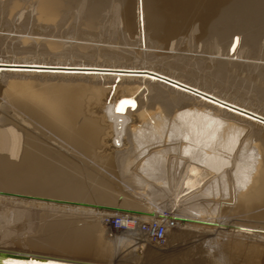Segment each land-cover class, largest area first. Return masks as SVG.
<instances>
[{
  "label": "bare ground",
  "instance_id": "6f19581e",
  "mask_svg": "<svg viewBox=\"0 0 264 264\" xmlns=\"http://www.w3.org/2000/svg\"><path fill=\"white\" fill-rule=\"evenodd\" d=\"M0 1H3L4 6L9 10L6 13L8 19L13 20L18 10L21 13L24 8L35 12L33 18L37 28L39 26L43 29L47 25L58 24L61 21H58L61 15L62 18L66 16H69V19L79 18L78 30L90 40V46L93 48H97V43L92 44V39L98 37V32L103 28L106 18H113L117 22L115 25H121L119 26L121 27L120 32L127 34V41L137 38V43L142 41L149 44V47H154V51L150 50L149 55V57L153 55L156 58L153 60L161 59L166 62L167 66L179 68L184 72L186 70L189 73H194V70L183 66L182 59L177 57L179 49L177 46L174 47V43L176 41L186 42L184 40L190 38H193L199 45L206 41L211 42L217 49L211 50L212 52L207 51L205 55L201 53V57L204 59V65L208 66L213 74L218 72L219 79L216 80L213 77L217 73L212 74L213 78L211 75L208 78L209 83L227 91L229 88L224 83L233 78L232 76L236 78L235 75L244 73L253 74L258 81H264V57L257 54L264 51V0ZM39 36L31 37L32 42L36 39L37 42L40 40V43L44 41L46 47L43 45L45 47L43 48L47 49L51 56L43 60L40 57H30V53L29 57L2 58L0 59V76L3 72H8L11 74L59 75L60 77H115L121 81L123 79L151 82V84H159L160 88L165 87L176 93L187 95L190 99L222 113L221 115L233 118L231 120L236 119L264 129V112L245 105L239 100L215 93L207 87H201L161 70L157 71L150 66L151 64L147 65V61L146 64L144 62L135 63V61L124 62V64L100 61L99 63L98 57H95L97 60L94 61L92 59L88 62L74 61L63 57L66 55L64 52L67 51L59 52L60 47L63 46L62 43L70 42V40L66 42L64 39V42H61L58 38V40L52 39L51 36L46 39L43 34L42 38H36ZM17 38V41L25 43V40L30 37L18 36ZM87 41L79 44V41L76 43L71 40L70 44L73 42L74 45L77 44L76 47L84 50L88 47ZM153 43L156 45H152ZM22 46H20L19 53L30 51L27 48L22 49ZM125 47L124 51L132 54V57L136 58L140 53L132 49L133 47ZM149 52L146 51V53ZM129 53L126 54L130 55ZM126 59H129L128 56ZM12 81L5 85L6 89L4 87L3 92V89L1 90L0 97V222L7 220L12 229L8 227L5 230L1 229L0 241L12 235V230L14 233L17 231L19 221H31L36 218L39 236L36 240H30L32 244H29V247L57 253L63 257L78 258L93 255L96 259H91V261L99 264H140L138 258L143 254H140L142 251L149 252L151 255L155 252L157 255L162 252L163 250L158 248L159 245L142 236L136 226H133L130 231L123 232L106 227L103 223V218L106 216L126 215L143 222L165 221L167 223L165 247H169L171 243L177 244L189 239H196L197 244L198 242L202 244L207 239L208 242L212 241V246L209 245L212 260L216 259L220 264H250L249 262L258 251L262 253L258 264H264L263 141L257 140L256 142L259 143L253 144L255 147H252L255 150L248 149L251 147H248L250 144L244 149L246 144L241 146V143H238L239 132L234 124L229 123L226 126L220 124L217 128L214 118L210 119L203 114L205 112L201 114L194 111L196 114H193L189 112L190 110H180L181 112H175L172 116V111L169 112L171 104L165 103V100L161 102L165 111L162 110V105L161 111L159 106L155 108L156 111L154 107L151 109L155 112L146 111L145 107L143 111H138V108H128L129 106L126 105L124 109L122 103L119 104L121 106L116 104L117 108H115L107 102L108 98H106L107 101L105 98L104 101L98 98L99 87H96L94 91L91 88L93 86H89V89L85 91L92 89L94 92L84 93V86L80 84H78L80 88H75L77 85L73 87L61 82V84L47 82L41 85L36 82L38 85H34L28 81V83H23L22 80ZM122 88L124 91V87ZM143 88L146 89L145 86ZM103 90L105 91L104 87ZM125 90L138 91V87L132 85ZM122 91L118 92L122 94ZM96 92L99 93L96 94ZM150 93L152 94V91ZM252 96L254 100L261 101L264 97V90L259 88ZM121 98L123 100L124 97ZM125 99H127L126 96ZM139 99L141 101V96ZM139 99H134L137 100V104L140 103H138ZM125 101L129 102L128 99ZM189 101L191 103L193 100ZM127 102L124 104H128ZM132 104L135 103L132 102ZM149 106L152 108L150 104ZM252 138V142L257 139L252 140ZM173 139L178 140H175L177 144L170 146L175 142ZM218 144L221 146L219 149L216 148ZM202 147L210 151L206 149L208 152H205L204 149L203 155L201 153L199 155ZM236 148L241 150L236 155L237 158H234L232 168L228 170L229 168L226 169V167L230 164L229 154ZM169 155H173L180 168L177 172L168 174L167 171L170 169H165L164 162ZM200 156L203 158L201 159ZM131 158L135 161L139 160L135 168L140 172L139 175L128 170L132 162V160L130 162ZM96 165H100V168ZM224 168L227 171H224ZM94 169L97 171L91 172ZM183 169L184 172H182ZM181 172L183 179L179 182ZM195 173L198 176L197 184L192 182L196 186L181 196L176 195L179 197H175L176 200L173 199L177 203L173 205L176 207L174 211L172 210L173 212L169 210L173 208L174 201L172 204L167 202L171 206L163 202V206H169L166 210L168 212H163V208L160 209L162 205L157 207L155 203L158 200L157 196L167 194L168 191L170 193L171 189L177 185L183 186L191 179V176H195ZM208 175L214 177L204 184L206 180L203 177ZM226 181L227 183L229 181L235 189L233 190L231 186V190L228 191L225 188ZM218 184H221L222 188ZM190 186L189 188H192ZM157 187L158 190H155ZM132 189L136 191L144 189V192L147 191L145 194L142 190L139 191L142 196L144 194L143 197H146L142 198L139 191L136 195L134 191H131ZM175 189L177 190V187ZM185 190L187 188L184 192ZM171 192L177 193L176 191ZM80 204H85V206ZM225 235L231 236L228 249H226ZM123 250L126 253L123 252L125 255L120 257ZM216 262L213 261V263ZM0 264L77 263L55 258L39 260L31 256L26 260L0 258Z\"/></svg>",
  "mask_w": 264,
  "mask_h": 264
},
{
  "label": "rangeland",
  "instance_id": "374dc122",
  "mask_svg": "<svg viewBox=\"0 0 264 264\" xmlns=\"http://www.w3.org/2000/svg\"><path fill=\"white\" fill-rule=\"evenodd\" d=\"M1 2V4H0V59H7V57H8V59H12V57L13 58H21V57H24V56H28L29 57V54H30V57L32 56H34V57H36V58H41V59H43V60H46V58L47 57H50L51 56V54H49L48 53V50L47 49H45L46 50V52H45V50H44V48L46 47V45L43 43L44 41L43 40H41V41H43L42 43H40V40H39V42H37L38 40L36 39V41H33L32 42V40H33V38H35L34 36H39V34H40V36L39 37H36V38H39L40 39V37L42 38V34L44 35L43 37H45L46 39H48L50 36H51V38L52 39H59L61 42L64 40V41H68V40H70V42H71V40H73V42H76L77 43V41H79V44H84V42L85 41H87L88 40V38L87 37H85L84 35H82L79 31L80 30H78V24L77 23H79V18H68L69 16H66L65 18H62V15L61 16H59V18H58V21H60L59 23H58V21H56V23H58V24H56V25H47L46 26V28H41V27H39L38 26V28H39V31H38V28H37V26L35 25V22H34V16H35V12H32V11H30V9H26V8H24V11L22 12L21 11V13H19V11L20 10H18V12H17V14L16 15H20V16H16L15 15V18L12 20V18H9L8 19V16H7V12L9 11L8 10V8L6 7V6H4V3H3V1H0ZM3 3V4H2ZM22 14V15H21ZM34 14V15H33ZM25 15H27V16H25ZM5 16V17H4ZM7 16V17H6ZM62 18V19H61ZM111 19H113V18H110V17H107L106 18V20H105V22H104V24H103V28H101L100 30H99V35H98V37H96L95 39H92V44L93 43H97V48H93L92 46H90V44L91 43H89L90 42V40H88L86 43L88 44V47L87 48H85L84 50L83 49H79L78 47H76V45H74V43L72 42L71 44H70V42H67V43H65L64 41V43H62V47H60V51L59 52H61V53H63L64 52V50L65 51H67V52H64L66 55H60V56H63L64 58H67V59H73L74 61H76V60H80V62H88V61H91V59H92V61H94L97 57H98V59H100V60H98V62L100 61V62H108V63H113V62H116L117 64H119V62H122V63H120V64H124V62H127V63H129V62H132V61H135V63H139V64H141V63H147V65H150V66H152L154 69H156L157 71H162V72H164V73H170L171 75H173V76H177V77H179V78H181V79H183V80H187V81H191V82H193V83H195L196 85H199V86H203V87H207V89H209V90H211V91H213V92H217V93H220L221 95L223 94V95H226V97H228V98H230V99H236V101H240L241 103L243 102L245 105H248V106H250V107H252V108H254V109H257V110H259V111H262V112H264V97H263V99L260 101H256V100H254L253 99V96L252 95H254L255 94V92H256V90H258L259 88L261 89L262 88V90H264V81L262 80V81H258L256 78H255V76L252 74H249V73H244V74H242V75H239V74H237V75H235L236 76V78L234 77V76H232L233 78H230V80L229 81H226V83H224L225 85H226V87L227 88H229V89H227V91H224V90H222L220 87H218V86H215V84H211V83H209V81H208V78H210V75H211V77L213 76V75H215L216 73V75L215 76H213L216 80H218L219 79V74H218V72H216V73H214L213 74V72H212V70L208 67V66H206V65H204L205 64V62H204V59L201 57L202 56V54L203 55H205V52H212V51H215L216 49H217V47L215 46V45H213V43H211V42H205L204 44H200L199 45V43L198 44H196V41L193 39V38H188L189 40H184V41H186V42H175L174 43V47L176 48V46H177V48L179 49V52H177V51H175V52H177L178 53V55H177V57L178 58H181L182 60H181V63L183 64V66H185V67H190V69H193L194 70V73L192 74V73H189L188 71H186L185 70V72H184V70H181V69H175V68H171L170 66H167V64H166V62H163V60L161 61V59H159V60H157V61H155V60H153V59H156L155 57H153V55H151L150 57H149V55H150V53H151V51L150 50H152V51H154V47H149L150 45L149 44H147V43H145V42H142V41H138V43H137V40L136 39H134L135 41H136V43H134L135 41L134 40H126V39H128L127 37V34L125 33V32H120V29H121V27L119 28V26H121V25H115V23H117L114 19L112 20L113 21V23H112V21H110ZM76 21V22H75ZM115 21V22H114ZM34 24V25H33ZM115 25V26H114ZM110 26V27H109ZM118 26V27H117ZM35 27V28H34ZM114 28V29H113ZM5 29V30H4ZM37 29V30H36ZM41 29V30H40ZM79 29H80V27H79ZM110 29V30H109ZM43 30V31H42ZM45 30V31H44ZM37 31V32H36ZM114 31V32H113ZM10 32V33H9ZM35 32V33H34ZM43 32V33H42ZM122 33L121 35H120V33ZM45 33V34H44ZM48 33V34H47ZM118 33V34H117ZM5 34V35H4ZM15 34V35H14ZM17 34V35H16ZM27 34H29V35H27ZM38 34V35H37ZM47 34V35H46ZM123 34H126V35H123ZM11 35V36H10ZM30 37V38H28L29 39V41H28V39L27 40H25V43H21V42H19V41H17L18 40V36H20V37H22V36H24V37ZM7 36H9V37H7ZM54 36V37H53ZM12 37V38H11ZM31 37H33V38H31ZM48 37V38H47ZM124 37H125V39H124ZM135 37H137V36H135ZM80 38V39H79ZM84 38V39H83ZM87 38V39H86ZM17 39V40H16ZM30 39H31V41H30ZM57 39V40H58ZM62 39V40H61ZM121 39V40H120ZM192 39V40H191ZM35 40V39H34ZM77 40V41H76ZM94 40V41H93ZM26 41H27V43H26ZM81 41V42H80ZM83 41V42H82ZM128 42V43H127ZM35 43H36V45H35ZM86 43H85V45H86ZM130 43H132V44H130ZM134 43V44H133ZM178 43V44H177ZM210 45H209V44ZM145 44H147L148 45V47H147V45L145 46ZM176 44V45H175ZM183 44V45H182ZM15 45H17V46H15ZM18 45H23L22 46V49L24 48H27V50H30V51H28L27 53L26 52H20L19 53V50L21 49V47L20 46H18ZM25 45V46H24ZM42 47H41V46ZM45 47H44V46ZM132 45V46H131ZM139 45V46H138ZM152 45H156V44H152ZM151 45V46H152ZM181 45V46H180ZM28 46H31L30 48L28 47ZM35 46V47H34ZM37 46V47H36ZM73 46V47H72ZM90 46V47H89ZM125 46H127V48L129 47V48H132V49H135V50H137L138 52H140L138 55H137V57L135 58V57H132L133 55L132 54H130L129 52H126V51H124V50H126V49H123V48H126ZM136 48H135V47ZM183 46V47H182ZM209 46V47H208ZM213 46V47H212ZM19 47V48H18ZM41 47V48H40ZM44 47V48H43ZM65 47V48H64ZM85 47V46H84ZM183 49H182V48ZM199 47V48H198ZM29 48V49H28ZM211 48V49H210ZM216 48V49H215ZM18 49V50H17ZM40 49V50H39ZM92 49V50H91ZM201 49V50H200ZM44 50V51H43ZM78 50V51H77ZM112 50H114V51H112ZM150 52H149V51ZM191 50V51H190ZM212 50V51H211ZM18 51V52H17ZM79 51H82V52H80L79 53ZM107 51V52H106ZM109 51V52H108ZM112 51V52H111ZM117 51V52H116ZM119 51H121V52H119ZM123 51V52H122ZM146 51L147 52H149V53H146ZM174 51V50H173ZM242 51L243 52H245V50L244 49H242ZM33 52V53H32ZM40 52V53H39ZM71 52V53H70ZM121 54L122 53V55H123V57H126L127 58V56H128V58L129 59H123V57H122V55H120L119 53ZM181 52V54H179ZM242 52V53H243ZM263 52V53H262ZM78 53V54H77ZM82 53V54H81ZM107 53V54H106ZM111 53H113V54H111ZM116 53V54H115ZM125 53V54H124ZM129 53L130 55H127V54ZM191 53V54H190ZM197 53V54H196ZM202 53V54H201ZM47 54V55H46ZM115 54V55H114ZM117 54L119 55V56H117ZM258 55L260 54V56H263L264 57V51H261V52H259V53H257ZM45 55H46V57H45ZM75 55V56H74ZM76 55H77V57H76ZM79 55V56H78ZM81 55H83L82 56V58H81ZM127 55V56H126ZM180 55V56H179ZM183 55V56H182ZM187 55V56H186ZM192 55V56H191ZM195 55V56H194ZM116 56V57H115ZM120 56H121V58H120ZM131 56V57H130ZM10 57V58H9ZM44 57V58H43ZM88 57V58H87ZM96 57V58H95ZM192 57H194V58H192ZM184 58V59H183ZM202 58V59H201ZM83 59V60H82ZM108 59V60H107ZM131 59V60H130ZM158 59V58H157ZM188 59H190V60H188ZM47 60H49V59H47ZM97 60V59H96ZM124 60V61H123ZM130 60V61H129ZM147 61V62H146ZM152 61V62H151ZM160 61V62H159ZM99 62V63H100ZM161 62H163L162 64H161ZM165 63V64H164ZM186 64V65H185ZM163 65V66H162ZM166 65V66H165ZM171 70V71H170ZM211 71V72H210ZM188 74H187V73ZM190 74V75H189ZM213 74V75H212ZM247 74H249V75H247ZM24 76V77H23ZM187 76V77H186ZM205 76V77H204ZM252 76H254V77H252ZM212 77V78H213ZM242 79H241V78ZM12 78V79H11ZM112 78V79H111ZM218 78V79H217ZM240 78V79H239ZM246 78H247V80H246ZM250 78V79H249ZM232 79V80H231ZM233 79H235V81L233 80ZM255 79V80H254ZM12 80H15V81H18V82H20L21 80L23 81V83H26L27 81L29 82V83H31V84H34V85H41V84H44V83H50V82H52V83H50V84H53V83H56V84H59L60 82L63 84V83H65V84H70V85H72L73 87H74V85H77V86H75V88L76 87H78V88H80L79 86L80 85H83L82 87L84 88H82L83 90H84V93H86V92H91V91H93L92 89H94V91H96V87H99L100 89H98L99 90V92H96V94L97 93H99L98 95H99V97L98 98H100V99H102L103 101H104V98H105V101H107V99L106 98H108L109 100H112V101H107V102H109V104L111 103V105L113 106L114 105V107L115 108H117V106L120 104V103H122L121 105L122 106H124V109H125V105L128 107V108H133V107H136V108H138V111L139 110H141V111H143L142 109L144 108V110H146V111H154L155 110V108L156 107H158L159 106V109L161 108V105H162V103L164 102V100H165V103H170L169 105H170V110H169V112H171V115L173 116L174 114H175V112H181V111H185V110H190L189 112L190 113H195L196 114V112H194V111H197V113L198 112H205V113H203L204 115H207V117H209L210 119H212V118H214L213 120L215 121V124L217 125V128H219L218 126H220V124H222L223 126H226V124H229V123H231V124H234L235 125V127H237L238 128V134H239V136H238V143H241L240 145L241 146H243L244 145V143L246 144L245 146H244V149H245V147L248 145V144H250V145H248V147H250V148H248V149H251V148H253V147H255L254 145H256V144H254L257 140L259 141V142H261V141H263L264 142V129H261V128H257V127H255V125H250V123H245V122H242V121H238V120H236V119H234V120H231V119H233V118H230V117H228V116H223V115H221L220 114V112L218 113V111H216V110H214V109H210V107H207V106H204V105H202L201 103H198V102H196L194 99H190V97L189 96H187V95H182V94H180L179 92L178 93H176V91L174 92V90H169L168 88L166 89L165 87H161L160 88V86H159V84H155V83H152L151 84V82H142V81H128V80H123L122 79V81H121V79H119V78H115V77H97V76H93V77H91V76H88V78H87V76H76V77H74V76H59V75H41V74H11V73H2V75L0 76V97H1V95H2V93H1V90L5 87V85H8L10 82ZM92 80V81H91ZM238 80V81H237ZM239 80H241V81H239ZM247 82H246V81ZM14 81V82H15ZM125 81V82H124ZM231 81V82H230ZM257 81L259 82V83H257ZM9 82V83H8ZM13 82V81H12ZM27 82V83H28ZM38 84H37V83ZM70 82V83H69ZM132 82V83H131ZM238 82V83H237ZM240 82V83H239ZM60 83V84H61ZM71 83H73V84H71ZM131 83V84H130ZM135 85H134V84ZM138 83H139V85H138ZM206 83V84H205ZM227 83H229L228 85H227ZM241 83H246V84H241ZM250 83V84H249ZM252 83V84H251ZM78 84H80V85H78ZM101 84V85H100ZM113 84V85H112ZM127 84V85H126ZM145 84V85H144ZM232 84H233V86H232ZM236 84V85H235ZM97 85V86H96ZM104 85V86H103ZM124 85V86H123ZM126 85V86H125ZM132 85L134 86V87H138V91H132V92H134V94L132 93V92H129V91H126L125 90V88H127L128 86L129 87H132ZM149 85V86H148ZM157 85V86H156ZM248 85H250V87L248 86ZM252 85V86H251ZM86 86V87H85ZM89 86L91 87V86H93V87H91L92 89L91 90H88V91H85V89H89ZM95 86V87H94ZM104 87V89H105V91L103 90V87ZM141 86V87H140ZM145 86V88L146 89H142V87H144ZM155 86H156V88H155ZM239 86H241V87H239ZM260 86V87H259ZM106 87H108V88H106ZM119 87H121V88H119ZM122 87H124V91H122ZM152 87V88H151ZM160 89H159V88ZM231 87V88H230ZM154 88H155V90H154ZM162 88H164V89H162ZM233 88V89H232ZM5 89H6V87H5ZM106 89H108V90H106ZM151 89V90H150ZM165 89H166V91H165ZM232 89V90H231ZM235 89V90H234ZM238 89V91H236ZM252 89H254V90H252ZM116 90V91H115ZM122 91V94H120L119 92H121ZM142 90H144V91H142ZM4 91V89L2 90V92ZM93 91V92H94ZM111 91V92H110ZM119 91V92H118ZM152 91V94L150 93ZM232 91V92H231ZM234 91V92H233ZM241 91V92H240ZM251 91V92H250ZM125 92H126V95H125ZM138 92V93H137ZM154 92V93H153ZM160 94H159V93ZM166 92V93H165ZM169 92V93H168ZM236 92H238L237 94H236ZM92 93V92H91ZM91 93H88V94H91ZM102 93V94H101ZM145 93V94H144ZM151 95H150V94ZM157 93V94H156ZM241 93V94H240ZM88 94H86V95H88ZM104 94V96L102 97V95ZM118 94H120V95H118ZM127 94H128V96H127ZM130 94V95H129ZM131 94H132V96H131ZM154 94V95H153ZM156 94V95H155ZM180 94V95H179ZM246 94V95H245ZM101 95V96H100ZM146 95H147V97H146ZM150 97H149V96ZM164 95H166V96H164ZM222 95V96H223ZM108 96V97H107ZM125 96H126V98L128 99V101L129 102H127V101H125V100H127V99H125ZM140 96H141V101H140ZM154 96V97H153ZM118 97H120V98H118ZM121 97H124L123 98V100H122V98ZM129 97H130V99H129ZM133 98V100H132V98ZM137 98V99H139L138 100V103L140 104H137V100H134L135 98ZM148 97H149V99H148ZM156 97H159V98H156ZM162 97V99H160ZM164 97V98H163ZM180 97V98H179ZM116 98V99H115ZM155 98V99H154ZM168 98V99H167ZM170 98V99H169ZM118 99V100H117ZM147 99V100H146ZM154 99V100H153ZM151 100V101H150ZM153 100V101H152ZM156 100H158L157 102H156ZM174 102H173V101ZM189 100H193L191 103H190V101ZM253 100V101H252ZM122 101V102H121ZM124 101V102H123ZM136 101V102H135ZM155 101V102H154ZM160 101V102H159ZM172 101V102H171ZM188 101V102H187ZM116 102H118V103H116ZM128 103V104H124V103ZM135 103L134 105L132 104L131 105V103ZM149 102V103H148ZM152 102V103H151ZM162 102V103H161ZM177 102H179L178 104H177ZM184 102V103H183ZM196 102V103H195ZM145 103V104H144ZM154 103V104H153ZM161 103V104H160ZM175 103H176V105H175ZM116 104H117V106H116ZM137 104V105H136ZM149 104L152 106V108H150V106H149ZM180 104V105H179ZM183 104V105H182ZM254 104V105H253ZM121 105H119V106H121ZM136 105V106H135ZM139 105V106H138ZM153 105H155V106H153ZM169 105H167V106H169ZM179 105V106H178ZM194 105V106H193ZM131 106V107H130ZM141 106V107H140ZM149 106V110H148V107ZM177 106V107H176ZM126 107V108H127ZM153 107H154V110H151V109H153ZM162 107H163V105H162ZM173 107V108H172ZM181 107V108H180ZM183 107V108H182ZM204 107V108H203ZM140 108V109H139ZM147 108V109H146ZM179 108V109H178ZM202 108V109H201ZM259 108V109H258ZM158 109V108H157ZM162 109V108H161ZM161 109H160V111H161ZM176 109V110H175ZM183 109V110H182ZM193 111H192V110ZM205 109V110H204ZM162 110H164V107H163V109ZM168 110V109H167ZM181 110V111H180ZM156 111V110H155ZM154 111V112H155ZM165 111V110H164ZM173 113V114H172ZM201 113V114H202ZM221 117V118H219V116ZM222 116L224 117V118H222ZM227 117V118H226ZM216 118V119H215ZM220 119V120H219ZM223 120V121H222ZM236 120V121H235ZM219 121V122H218ZM128 124H129V122H127ZM126 123V124H127ZM216 125H215V127H216ZM221 125V126H222ZM250 127V128H249ZM253 127V128H252ZM241 131H240V130ZM255 130H256V132H255ZM254 131V132H253ZM253 137V138H252ZM250 138V139H249ZM251 138H252V140L254 139V138H257V139H255L254 140V142H252L251 141ZM174 140V139H173ZM176 141H178L177 139H175ZM174 140V141H175ZM218 141H219V139H217ZM244 140V141H243ZM246 140V141H245ZM261 140V141H260ZM174 142V143H172L173 141H171V143H172V145L170 144V146H175L176 144H177V142ZM217 141V142H218ZM249 141V143H246V142H248ZM259 142H256V143H259ZM184 143V141L182 142V144ZM178 144H180V145H182L180 142H178ZM186 144H187V142H186ZM252 144V145H251ZM254 144V145H253ZM239 145V144H238ZM253 146V147H252ZM216 148L217 149H219V148H221V146H220V144H218L217 146H216ZM247 148V147H246ZM203 149V150H202ZM204 149H205V152H208V151H210V150H208L206 147H202L201 148V152H199L198 154L200 155V153H201V155H203L202 153L204 152ZM208 151H207V150ZM254 149V148H253ZM252 149V150H253ZM221 150V149H220ZM241 149L240 148H236L235 150H234V152H232L231 154H229L230 156H229V158H228V160L230 161V164L228 165V166H230V167H226V169H228V170H230L231 168H232V165H233V161H234V158H237V156L236 155H238V153H239V151H240ZM255 150V149H254ZM109 153V152H108ZM110 154V153H109ZM112 154V153H111ZM233 154V155H232ZM201 157V159L203 158L202 156H200ZM230 158H231V160H230ZM173 159H175L174 157H173V155H169V157H166V160H165V169L166 170H168V169H170V170H168L167 172H168V174L171 172H177L179 169L178 168H180V167H178L177 166V162H176V159L175 160H173ZM131 160H132V162H131ZM134 161V162H133ZM139 161V160H138ZM137 160L135 161L133 158H131L130 159V167L128 166V170L130 171V170H132V172L131 173H137L138 175H139V171L137 170V169H135L136 168V164H137V162H138ZM170 162V163H169ZM176 162V163H175ZM232 162V163H231ZM133 163V164H132ZM166 163H168V165L166 164ZM171 163H172V165H171ZM174 165V166H173ZM176 165V166H175ZM193 165H195V164H193ZM96 166H100V165H96ZM134 166V167H133ZM195 166H197V165H195ZM173 169H171V168ZM100 168V167H99ZM168 168V169H167ZM177 169V170H176ZM225 168H224V171L226 170ZM135 170V171H134ZM166 170H165V173H166ZM97 170H91V172H96ZM227 171V170H226ZM182 172H184V169H183V171ZM182 172H181V176H180V178H179V182H181V180L183 179V175H182ZM131 173H129V175L131 174ZM183 174H185V173H183ZM193 175V174H192ZM197 175V173H195V176H191V179L190 180H188V182H186V184H183V186L181 185H177L176 187H177V190L175 189L176 187H174V188H172L171 189V191H176L177 193L178 192H182L181 194L180 193H172L171 191H170V193H169V191L167 192V194L166 193H163V195H160V197H162L161 199H160V197L159 196H157L156 197V199H158V200H156L155 201V203L157 204V207H159V205H162L161 207H160V209H162L163 208V212H165L166 210H168V208H169V206H171V205H169V204H172L173 203V199H175L176 200V198L175 197H179V196H176V195H183V194H185L187 191H189V190H191V189H193V186L195 187L196 185H194L193 184V182H196V184H197V179H198V176H196ZM212 175V174H211ZM211 175L209 176H204L203 177V179H205L206 181L204 182V184L207 182V181H209V180H211L212 179V177H214V176H212L211 177ZM185 176V175H184ZM190 176H189V178H190ZM197 177V178H196ZM188 178V179H189ZM193 181V182H192ZM226 183H227V181H226ZM225 183V184H226ZM193 184V185H192ZM229 184V181H228V183L226 184V189L229 191V190H231V188L233 189V185H228ZM234 184V183H233ZM126 185V184H125ZM192 186V188H189V186ZM219 185V187H221L222 185L221 184H218ZM221 185V186H220ZM126 186H128V184L126 185ZM190 186V187H191ZM232 186V187H231ZM131 187V186H130ZM180 187H181V189H182V191H181V189H180ZM183 187H184V189H186L187 188V190H185V192H184V189H183ZM231 187V188H230ZM132 188V187H131ZM134 188V187H133ZM189 188V189H188ZM222 188V187H221ZM135 189V188H134ZM134 189H132L131 191H134V193L137 195V191H141L142 190V192L145 194V192H147V191H143L144 189H137V191L136 190H134ZM235 189V188H234ZM233 189V190H234ZM130 190V189H129ZM145 190H148L149 191V189H145ZM155 190H158V187H157V189H155ZM140 191L138 192V193H140ZM172 193V194H171ZM144 194H143V196H144ZM147 194V193H146ZM167 196H166V195ZM139 195V194H138ZM140 195H141V197L142 198H145V197H143L142 196V193H140ZM172 196V197H171ZM173 196H174V198H173ZM155 198V197H154ZM168 199V200H167ZM172 199V200H171ZM162 200H164V201H162ZM169 200H171V201H169ZM166 201V202H165ZM163 202L164 203H166V204H168L167 205V207H166V205H164L163 206ZM168 202V203H167ZM149 204L151 205V203L149 202ZM154 204V203H153ZM152 204V205H153ZM175 204L177 205V203H175V201H174V203L172 204V206L174 205L175 206ZM173 206V208L171 207L170 208V210L169 211H171V212H173L175 209H176V207H174ZM167 208V209H166ZM173 210V211H172ZM1 211V210H0ZM166 212H168V211H166ZM2 220V219H1ZM5 220V219H4ZM25 222H22V221H19V223H18V228H17V231H15V233L13 232V230H12V235H9V236H7V237H5L4 239H1V241H0V248H9V249H15V250H21V251H28V252H30V253H37V254H46V255H57V256H61V257H63L62 255H60V254H57V253H53V252H49V251H45V250H38L37 248H30L29 247V244H32L31 243V241L30 240H36L37 239V237L39 236V234H38V232H37V220H36V218H35V220H31V221H26V220H24ZM4 222H5V224H4ZM7 223V224H6ZM10 223V222H9ZM0 224L2 225H0V230L1 229H3V230H5V229H8V228H10V229H12L11 228V225L9 224L8 225V222H7V220L6 221H3L2 220V223L0 222ZM4 225H5V227H4ZM6 225H8V226H6ZM35 226V228H33L32 229V227H34ZM4 227V228H3ZM8 227V228H7ZM20 228V229H19ZM105 228V227H104ZM9 229V230H10ZM111 235V234H110ZM230 238H229V237ZM226 239H227V245H226V249H228L229 248V246H230V244H228L229 242V240L231 239V236L230 235H225L224 236ZM31 238V239H30ZM224 239V238H223ZM194 240V239H193ZM192 239L190 240H187V241H183V242H180V243H177V244H175V243H171L170 244V246L168 247V246H166L165 247V244L163 245V244H161V245H159L158 246V248L162 251V252H159L158 253V255H157V252H155V253H152V255H151V253H149V252H145V251H142L140 254H142V255H140L141 257H139L138 258V262H140V264H220V263H218V261L216 260V259H213L212 260V257L210 256V254H211V249L209 248V245H211L212 246V241L211 242H208V240L207 239H205L204 240V242H202V244L201 243H199L198 242V244H197V241H196V239L194 240V241H196V242H194ZM202 241V240H201ZM194 242V243H193ZM190 243V244H189ZM193 243V244H192ZM196 243V244H195ZM186 244V245H185ZM189 244V246H187ZM192 244V245H191ZM202 246H201V245ZM180 245V246H179ZM194 245V246H193ZM199 245V246H198ZM208 245V246H207ZM165 248V249H170L169 251H167V250H165L163 247ZM214 246V245H213ZM219 246V245H218ZM217 246V247H218ZM168 247V248H167ZM171 247V248H170ZM190 247V248H189ZM198 247V248H197ZM175 248V249H174ZM180 248V249H179ZM183 248V249H182ZM191 249V250H189V249ZM198 250H197V249ZM122 249V248H121ZM186 249V250H185ZM193 249V250H192ZM202 249V250H201ZM172 250V251H171ZM207 250V251H206ZM164 251H166V252H164ZM183 251V252H182ZM123 252L124 253H126V251L125 250H123L120 254H122V255H120V257H123L125 254H123ZM198 252H199V254H198ZM165 253V254H164ZM170 253V254H169ZM172 253V254H171ZM181 253V254H180ZM196 253V254H195ZM256 253V252H255ZM155 254V255H154ZM262 253L260 252V251H258L257 252V254H256V256H253V258L251 259V261L249 262L250 264H258L259 263V261H260V259H261V255ZM174 255V256H173ZM195 256V258H194V256ZM196 255H198V256H196ZM205 255V256H204ZM181 256V257H180ZM184 256V257H183ZM77 257V256H76ZM80 257V256H79ZM78 257V258H79ZM88 258L89 260H91V259H94L93 258V255H90V257H85V256H81L80 258ZM179 257V258H178ZM186 257H188V258H186ZM156 258V259H155ZM96 259V258H95ZM128 258H126V260H127ZM160 259V260H159ZM192 259H194V260H192ZM179 260H181V261H179ZM185 260H187V261H184ZM217 262H216V261ZM142 261V262H141ZM193 261V262H192ZM205 261V262H204ZM213 261L214 262H216V263H213Z\"/></svg>",
  "mask_w": 264,
  "mask_h": 264
},
{
  "label": "built area",
  "instance_id": "2783aa9c",
  "mask_svg": "<svg viewBox=\"0 0 264 264\" xmlns=\"http://www.w3.org/2000/svg\"><path fill=\"white\" fill-rule=\"evenodd\" d=\"M103 223L106 227L123 232L130 231L133 226H136L138 232L151 242L157 245L164 244L165 242L167 230V223L165 221L150 220L143 222L126 215H115L104 217Z\"/></svg>",
  "mask_w": 264,
  "mask_h": 264
},
{
  "label": "water",
  "instance_id": "95a60500",
  "mask_svg": "<svg viewBox=\"0 0 264 264\" xmlns=\"http://www.w3.org/2000/svg\"><path fill=\"white\" fill-rule=\"evenodd\" d=\"M85 206V204H80ZM109 209H114V210H119V211H125V210H120L117 208H109ZM137 213V212H135ZM32 258H38L39 260H44L45 258H55V259H62L70 262H75V263H83V264H99L94 261L89 260L88 258H69V257H61L57 255H46V254H30L21 250H13L9 248H0V258L4 259H16V260H22V259H27L28 257Z\"/></svg>",
  "mask_w": 264,
  "mask_h": 264
}]
</instances>
